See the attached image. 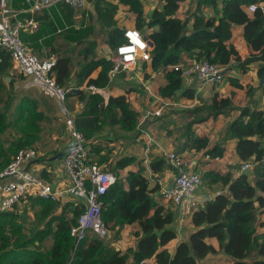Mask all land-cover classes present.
I'll use <instances>...</instances> for the list:
<instances>
[{"label": "trees", "instance_id": "obj_1", "mask_svg": "<svg viewBox=\"0 0 264 264\" xmlns=\"http://www.w3.org/2000/svg\"><path fill=\"white\" fill-rule=\"evenodd\" d=\"M89 1L94 3L97 21L104 28L107 27V44L111 50L125 40L123 31L116 27L113 19L117 4L127 5L128 9L135 13L136 29H148L146 37L153 42L148 65L151 71L163 72L165 82L157 91L163 99L185 97L193 100L196 97L193 87H183L184 76L178 67L183 53L193 58L190 63L209 60L223 66L224 77L232 61L245 71L247 64L264 59V11L257 8L249 15L244 10L247 5L264 3V0H199V9L204 5L212 6L215 15L207 18L201 12L194 13L191 28L176 16L178 0H163L162 5L153 10L149 20L143 17L140 0H117V4L105 0ZM58 2L55 7L43 8L32 15L21 14L19 18L32 17L38 22H48L49 33L53 34L57 26H53L51 17L60 13L65 18L70 12L67 9L71 7L65 1ZM12 3L15 9L28 8L24 0H12ZM39 24L37 31L23 30L20 33L21 40L41 57L55 56L56 64L52 74L57 84L65 87L70 76L71 58L56 56L54 50L45 54L41 51L38 40L43 35V23ZM233 25L242 26L246 43L256 53L245 59L240 58L235 48L228 43L232 38ZM58 26L64 28L60 22ZM70 31L71 29H67V33ZM89 31H92L90 26L76 31L72 29V32L77 34V44H84L81 49L84 62L77 71L76 78L78 84L86 80V85L103 88L109 82L112 62L109 56H95L97 43L95 38L87 40ZM10 68L12 61L9 53L0 47V172L16 156L19 149L31 147L32 143L39 140V122L44 118L42 108L51 106L47 96L13 93L12 82L22 74L9 75L7 71ZM97 68V76L89 78ZM257 74L259 81L263 83L264 64L259 67ZM6 76L11 77L7 83ZM231 84L242 87L235 79H231ZM248 88L250 94L253 88L251 85H248ZM67 95L86 100L85 110L89 118L84 123H77V128L88 141L89 161L101 165L116 176L114 184L103 196L102 221L108 232L117 237L123 228L134 225L136 228L132 235L136 237L135 246H129L125 251L116 249L91 231L75 246L69 229L84 207L69 200L53 202L26 193L13 210L0 211V264H139L141 260L151 258L154 259L152 264H199L208 254L217 252L208 242L211 237L218 240V251L233 259L229 264H264V229L260 233L257 232L258 225L264 228V221L259 222L258 219V216L264 213L262 110L249 105L235 107L229 97H219L217 92L207 99L206 104L196 106L197 103H194L193 107H190L189 113L205 109L206 114L195 120L192 117L187 123V129L182 132L183 134L186 131L184 149L192 153L202 150L211 156H221L223 149L220 144L209 147V139L197 136L191 125L203 122L210 116L216 117L236 110V117L224 130V139L235 140L236 170L244 162H249L252 166L250 171H241L236 175L230 169L221 172L208 168L202 173V187L204 183L210 186L218 185L219 193L190 211L183 221V224L188 222L190 231L185 235L184 230V238L181 237L173 251H170L166 245L178 237L176 230L179 216L171 203L162 202L159 182L151 180L147 173L141 170V159L137 160L132 155L110 159L113 148L107 143L91 139L96 131L109 125L118 127L123 133H133L139 121V113L124 94L111 96L106 101L97 92L83 94L78 89L75 93L68 92ZM50 112L49 110L48 114ZM45 120H49L48 115ZM10 124L22 131V135L13 141L1 137ZM24 129L31 131L23 133ZM42 146L43 144L39 148L44 149ZM149 164L155 174L163 173V165L166 169L173 170L162 153L156 154ZM133 165L135 169H128L125 175L120 177L119 171ZM150 181H153V186L149 185ZM20 204L22 206L19 207ZM26 206L34 211L37 222H40V226L32 235L27 233L20 218V213Z\"/></svg>", "mask_w": 264, "mask_h": 264}, {"label": "crops", "instance_id": "obj_2", "mask_svg": "<svg viewBox=\"0 0 264 264\" xmlns=\"http://www.w3.org/2000/svg\"><path fill=\"white\" fill-rule=\"evenodd\" d=\"M87 1V5L85 7H69L70 12L66 14V17L63 18L60 13L55 15L54 17H51L53 19V26H57L56 32L53 34H50V26H48V22H42L39 21L42 24V30L43 35L38 40V42L41 45V51L45 54L49 50H54L56 52V56H68L71 58V68H70V76L68 80L67 86L68 87H75L76 89L80 90L83 94H87L89 92H97L104 101H106L109 97L113 96H119L124 94L126 96V99L130 102L131 106L139 113V120L142 117V114L145 110H155L157 108H161V114L155 115V116H148L145 121L142 123L141 128L144 130V133L139 132L137 128L135 131L131 134L123 133L118 127L116 126H105L103 129L96 131L93 136L94 138L97 135L99 136L104 135L107 132V135H113V139L119 140L122 137L117 138V134H120L122 136L125 135L124 140L127 138L126 136H130L128 143L126 146L122 143H118L115 145L114 141H110L107 143L108 146L112 147L113 150L110 153L111 157L110 159L114 158V156L117 154V157L125 155L124 153L130 150L137 151L136 143H141V148L139 150L138 154H129L132 156L138 155L141 159L140 167L142 164L143 159V150L146 146V140L148 137H151L153 139V144L151 146L150 150V156L153 158L156 154L163 152H170V151H176L178 153L186 154L187 156L192 158V168L200 173H202L207 170V168H214L216 165L223 164L225 162L231 163L236 162L233 160L232 153L234 152V145L235 140L229 139L220 141L218 143L216 139L213 141V137L211 136L212 132H218L217 135H222L224 133L223 131L227 127V125L236 117L237 111L231 110L230 112H225L222 114H219L215 118H210L204 120L203 122L196 123L192 125L193 131L197 136H205L209 139V143L214 146L216 144H220L221 148L223 149V154L220 156L219 161H210L205 160L204 158V151L194 152L189 151L188 149H184L185 144V136L181 137V133L183 130L186 129V127L183 125L188 120L190 121L192 119L189 117L183 116L187 112V110H182V108H190L193 106L194 103L198 102L199 100H209L211 95L215 92L218 93L219 97H229L232 101V104L235 107H242L245 105H249L251 107L260 109L264 112V93H263V86L264 82L261 83L258 79V69L259 67L264 64V59L256 60L254 62H251L246 65L245 71H242V68L239 67L234 61L230 63L228 66V70L225 74V77L221 82L214 85H206L202 84L201 81L196 76H188L184 77L183 79V87H193L196 90V97L193 100L187 99L185 97H177V98H171V99H163L159 94L157 93L158 88L164 84L165 79L159 77L160 75L163 76V72H155L151 71L149 67V62H142L138 61L135 67L132 70H124L119 73H113L109 74V82L107 86L103 88H96L94 90H90L86 85V80L82 82L81 84H78L76 73L79 70V68L83 64V59L78 58L79 48L80 44H77V34L72 32V29L74 31L83 28L85 26H90L92 31H89L87 34V40H91L95 38V26H94V20H95V8L93 1ZM106 2H110L113 4H117V0H105ZM143 6V17L146 20H149L151 17V14L155 8H159L163 0H140ZM198 1L199 0H178V7L176 10V16L180 19H183L184 22L186 21V25L188 28H191L192 22H193V15L194 13L201 12L204 16L212 17L215 15L214 8L212 6L204 5L202 7H198ZM25 2V0H24ZM59 3L58 1L54 3L51 6H54ZM25 4H27L25 2ZM117 9L114 13V21L116 22V27H119L122 31L124 27L127 28H135V13L131 12L128 9L127 5L124 4H117ZM11 7L13 8V3L11 0ZM28 7V6H27ZM220 8V6H218ZM15 11L19 12V15L30 13L31 15L34 13L29 12L28 8H13ZM244 10L251 15L252 13L248 12L246 7H244ZM127 16L128 20L126 24L122 21L123 18ZM218 17V16H216ZM90 18H92L90 20ZM61 23L64 25V28L58 26V23ZM131 25V26H129ZM69 27V28H68ZM40 24L38 26L39 30ZM107 28V27H106ZM104 28L105 30H107ZM67 29H71L69 33H67ZM36 30V31H37ZM142 35L146 37V33L148 29L145 27L142 30H140ZM151 41V40H150ZM231 44L235 50L238 52L241 59H245L250 54L256 53L251 49V47L246 43L243 34H242V26L239 25H233L232 26V38L228 42ZM111 50V54H112ZM76 53V54H75ZM109 55V57L111 56ZM96 56V55H95ZM41 57V56H40ZM55 57V56H54ZM43 58V57H42ZM193 58L189 57L188 54L183 53L181 57V66L189 64L190 61H192ZM185 63V64H184ZM99 68L94 70L90 75L89 78H95L98 74ZM7 73L9 75L15 76L21 75L16 69H14L13 65L12 68L8 69ZM10 76L5 77L6 83L10 80ZM158 78V82L157 79ZM231 79L237 80L239 84H241V88H238L231 84ZM28 81L23 78V75L21 77L14 78L12 82V92L16 94V89L20 88L21 93H31L35 97H42L47 96V99L51 101V106L43 107L42 111L44 112V120L39 122V140L32 143L31 147H34L38 149L39 154L36 158L31 159L29 161H24L21 164L22 169H26L28 171H31L33 174L38 176L39 178L45 180V181H51L55 185L63 186L68 182L67 180V174L62 166L61 163V157L65 150L66 145L69 142V135L65 127V123L63 120V116L60 112V109L58 107L57 101L50 95H48L42 87L39 84H36V82L30 84L29 86L25 87V83ZM248 85H251L253 88V91L249 94V88ZM215 87L214 90H211L212 87ZM131 90L128 91V89ZM15 88V89H14ZM44 90L42 92L41 90ZM211 90V91H210ZM20 93V92H17ZM45 94V95H44ZM79 99L73 96H68L66 98V105L67 107L72 111L73 115L75 116V124L77 127V123H84L86 120H88V115L85 110V101L82 100L83 106L79 105ZM171 106V107H167ZM166 107V108H165ZM167 109V112H166ZM51 111L50 114H48V111ZM166 112V113H165ZM47 113V114H46ZM183 113V114H182ZM26 115V114H25ZM46 115H48L49 120H45ZM11 120V118H10ZM188 121V122H189ZM187 122V123H188ZM99 122H97L98 124ZM19 125V124H18ZM114 127V128H113ZM33 130V129H32ZM29 129H24L23 133L30 132ZM35 131V130H33ZM7 134H10L11 138L5 139L2 135V139L13 141L14 139L20 137L22 135V131L19 127L14 126L13 124H10L9 128L7 129ZM104 133V134H103ZM43 144V148H39ZM209 147H212L210 146ZM128 146V147H127ZM134 146V148H132ZM54 151V152H53ZM235 153V152H234ZM127 154V153H126ZM164 156V155H163ZM230 159V160H229ZM206 166V167H205ZM205 167V168H203ZM240 167V166H239ZM128 169H135V166H130L129 168H125L124 171ZM251 168L245 170L250 171ZM223 170H221L222 172ZM224 172V171H223ZM241 171L234 170L233 173L236 175V173H240ZM146 173V172H145ZM174 169L164 170L163 173L155 174L156 179L159 181L161 189L166 188L169 186L173 181L174 176ZM148 175V173H147ZM165 175L167 177L170 176L169 181L166 183L164 178ZM7 178H0V189L2 184L7 181ZM219 191L215 192L212 196L208 197L206 196V193L203 191V187L201 186L198 191L196 192V197L199 200V203L202 204L204 201L211 199L214 197L215 194H218ZM159 195H161V192H159ZM162 202H166L162 197ZM189 216V215H187ZM263 216V217H261ZM259 222L264 221V213H261L258 216ZM182 223H178L177 226V233L180 234L181 230L184 228ZM130 226V225H129ZM183 227V228H182ZM263 227L260 225L257 226V232H262ZM122 233V231H121ZM178 237H180L178 235ZM174 238L171 241H169L166 245V247L173 251L175 245L178 241H180L181 238ZM208 242L217 250V252L213 254H208L206 257L201 259L199 261V264H229L233 261V259L224 254L223 252L218 251L219 249V243L218 240L214 237L208 238ZM254 254V253H253ZM149 262L153 263L154 259H148Z\"/></svg>", "mask_w": 264, "mask_h": 264}, {"label": "built area", "instance_id": "obj_3", "mask_svg": "<svg viewBox=\"0 0 264 264\" xmlns=\"http://www.w3.org/2000/svg\"><path fill=\"white\" fill-rule=\"evenodd\" d=\"M57 1H65L73 7H81L82 0H25L28 11L31 13L47 8ZM257 8L264 11V3H252L246 6L248 12L253 13ZM39 22L32 17L19 18V12L11 7V0H0V47L4 48L10 56L12 65L28 81L25 84L35 83L41 85L48 95L50 94L58 104L63 116L69 142L61 157L62 166L67 174L68 182L63 186L55 185L51 181H45L31 171L21 168L24 161H29L38 156L39 151L34 147H26L18 150L16 156L0 172V178H7L0 189V211L13 210L19 200L29 193L45 200L53 202L73 201L80 204L84 209L79 213L75 223L70 226L69 234L74 238L75 246L81 241L88 231L103 238L108 235V230L102 221L101 211L104 206L103 196L114 184L116 176L104 169L101 165L90 162L88 158V141L83 133L76 127L75 116L66 105L67 93L77 90L75 87L65 88L57 84L52 70L56 64L54 56L39 58L31 52L20 38L21 30L36 31ZM129 32L139 33L140 39L146 45L141 49L133 45L126 35ZM124 41L118 44L112 52L109 60L112 67L109 74L119 73L124 70H132L138 61L149 62L151 59L148 39L140 30L127 28L123 31ZM134 48L133 52L120 51L121 48ZM131 56L132 59H126ZM184 77L196 76L202 84L215 85L224 78V67L210 62L209 60L195 61L186 65L178 66ZM33 79V80H32ZM90 90L96 89L94 85H85ZM41 90L44 92V90ZM79 105H84L82 100ZM161 114V108L145 110L137 123V130L144 133L142 123L148 116ZM143 150L141 170L148 173L151 180H156L155 173L150 169V150L153 139L148 137ZM165 159L174 169V186L171 189L162 188L161 196L171 203L182 223L190 211L199 205L196 192L202 186L200 173L192 168V158L176 151L163 152ZM205 160L219 161L220 156L204 155ZM252 166L249 162L240 164L239 170L245 171ZM159 182V181H158ZM160 184V183H159ZM68 264V263H67ZM139 264H152L141 260Z\"/></svg>", "mask_w": 264, "mask_h": 264}, {"label": "rangeland", "instance_id": "obj_4", "mask_svg": "<svg viewBox=\"0 0 264 264\" xmlns=\"http://www.w3.org/2000/svg\"><path fill=\"white\" fill-rule=\"evenodd\" d=\"M70 5V4H69ZM72 6V5H70ZM50 7V6H49ZM47 7V8H49ZM73 7V6H72ZM58 11V9H57ZM58 14V13H57ZM125 17L123 18V22L126 24L128 18L126 15H124ZM92 18H90L91 20ZM94 26H95V31H96V35H95V39H96V43H97V46H96V49L94 51L95 55L96 56H106L108 57L110 54H111V49L109 48L108 44H107V30L104 29L103 25H101L98 21H97V16L95 15V20H94ZM131 26V25H129ZM101 27V28H100ZM134 27H135V24H134ZM123 28V31L125 30L124 27ZM107 29V28H106ZM23 30L20 31V33L22 32ZM21 38V37H20ZM23 42V41H22ZM24 43V42H23ZM26 46V45H25ZM31 52H33L34 54H36L39 58H42L40 57V55L37 53V52H34L31 50V48L29 46H26ZM80 47H84V44L83 45H80ZM82 49V48H81ZM81 49L79 48V53H78V58H82V55H81ZM113 51H114V48H113ZM112 51V52H113ZM76 54V53H75ZM44 58V57H43ZM185 64V63H184ZM163 79V76H159ZM25 78V77H23ZM26 79V78H25ZM33 80V79H32ZM157 82L159 81L158 78L156 79ZM31 83L29 84H25V87L29 86ZM216 86V85H214ZM212 87L211 90H214L215 87ZM66 88V87H65ZM15 89V88H14ZM210 90V91H211ZM13 91V90H12ZM16 91V94L17 92H20L21 93V89L18 88L15 90ZM45 95V94H44ZM50 95V94H49ZM51 97V95H50ZM207 100H199L198 102H196V106H198L199 104H206ZM167 107H171V106H167ZM193 107V106H192ZM191 107V108H192ZM166 108V107H165ZM182 110H187V112L190 110V108H182ZM162 112V111H161ZM166 112H167V109H166ZM165 112V113H166ZM183 114V113H182ZM206 114V110L205 109H201V110H198L196 113H185L183 116L186 115V117H189L191 119V117L195 119H199L201 117H203V115ZM9 118H11V116L9 115ZM210 118V117H209ZM212 118H215V117H212ZM208 119V118H207ZM189 121V120H188ZM187 121V122H188ZM187 122L185 124H183L186 129H187ZM196 124V123H194ZM193 125V124H192ZM192 125H191V129H192ZM114 128V127H113ZM105 130V129H103ZM7 131V130H6ZM224 132V131H223ZM186 131L182 134L181 133V137H186L185 135ZM104 134V133H103ZM218 132H212L211 131V136L213 137V141L216 139V141L218 143H220V141H223L224 142V135L222 133V135H217ZM4 138L5 139H9L11 138L10 134H7V132H5L3 134ZM117 138L119 139V137H122L121 139L119 140H116V139H113V135H107V132L104 134V135H97L96 137L92 138L93 140L95 141H100V142H104V143H108L110 141H114L115 142V145H117L118 143H122L123 145H127V144H130L128 143V140L130 138V136H126L127 138L124 140L125 138V135L122 134V136L120 134H117ZM186 141V140H185ZM136 143V148H137V151H133V150H130L125 152L124 154L125 155H129L130 153L131 154H138L139 153V150L141 148V143ZM211 143V142H210ZM209 143V144H210ZM185 145V144H184ZM210 146H212L210 144ZM128 147V146H127ZM132 148H134V146H132ZM127 153V154H126ZM232 157H233V160L234 161H237V157L235 155V153L233 152L232 153ZM137 158V160H140L139 156L136 155L135 156ZM114 158H117V154L114 156ZM230 160V159H229ZM229 162V161H228ZM228 162H225L223 164H219V165H216L214 168V170H217V171H227V170H235V167H236V162H231V163H228ZM139 164V163H138ZM206 167V166H205ZM203 167V168H205ZM163 169L166 171V166L163 165ZM208 169V168H207ZM222 171V172H223ZM120 177H123L125 175V171L124 170H121L118 172ZM164 178L166 177L165 175H163ZM170 179V176L167 175L166 179H165V182L167 183ZM153 181H150L149 185L150 186H153ZM220 190V187L218 185H213V186H210V185H207L204 183L203 185V191L204 193H206V196L210 197L212 196L215 192L219 191ZM162 201V200H161ZM22 206L21 204L19 205V207ZM15 207V206H14ZM187 217V216H186ZM185 217V218H186ZM263 217V216H261ZM20 218H21V221L24 223L25 225V228L27 229V233L32 235V233L40 226V222H37L36 218H35V215H34V211L32 209H30L29 207H24L20 213ZM184 229L181 230L180 234H178L180 237L178 238H181L183 236L186 235V233L188 231H190V226L188 225V222H185L183 225ZM182 227V228H183ZM136 227L134 225H128L126 226L125 228L122 229V233H120V235L117 237V236H114L111 232H108V235L103 237L104 241L107 242L109 245H111L112 247H115L116 249H120L122 251H125L127 249V247L129 246H132L134 247L135 246V243H136V237L132 235V232L133 230L135 229ZM185 230L184 234H183V231ZM184 238V237H183Z\"/></svg>", "mask_w": 264, "mask_h": 264}, {"label": "clouds", "instance_id": "obj_5", "mask_svg": "<svg viewBox=\"0 0 264 264\" xmlns=\"http://www.w3.org/2000/svg\"><path fill=\"white\" fill-rule=\"evenodd\" d=\"M126 35L130 38V40H131V42H132L133 45H138L139 48H141V49H143V48L146 47V45L144 44V42L140 39L139 33L129 32ZM120 51L122 53H124V52H129L130 53V52L135 51V49L134 48H129V47H124V48H121ZM126 59L131 60L132 57L131 56H127Z\"/></svg>", "mask_w": 264, "mask_h": 264}, {"label": "water", "instance_id": "obj_6", "mask_svg": "<svg viewBox=\"0 0 264 264\" xmlns=\"http://www.w3.org/2000/svg\"><path fill=\"white\" fill-rule=\"evenodd\" d=\"M82 1H83L82 6L85 7L88 3H87L86 0H82ZM95 15H96V12H95ZM96 16H97V15H96ZM184 23H186V21H185ZM149 45H150V47L152 48V47H153V42H152V41H149ZM62 155H63V154H62ZM173 186H174V183H171V184L167 187V189H171ZM263 209H264V208H263Z\"/></svg>", "mask_w": 264, "mask_h": 264}]
</instances>
